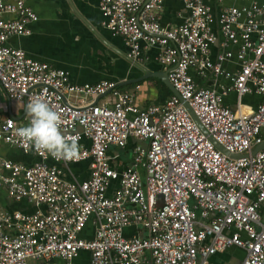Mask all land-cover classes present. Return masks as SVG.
Instances as JSON below:
<instances>
[{
    "label": "built area",
    "instance_id": "2783aa9c",
    "mask_svg": "<svg viewBox=\"0 0 264 264\" xmlns=\"http://www.w3.org/2000/svg\"><path fill=\"white\" fill-rule=\"evenodd\" d=\"M163 1L99 3L102 26L122 36L132 63L143 48H160L177 91L140 108L114 81L74 83L65 69L11 46L9 37L29 34L38 17L26 0H0L2 89L26 108L43 95L60 113L62 133L81 146L71 162L25 149L13 133L29 117L0 118V141L37 157L29 165L0 158V187L36 206L0 209V264H71L81 250L91 264H218L211 256L232 246L244 250L239 264H264V147L252 152L264 144V2L235 0L214 16L205 0H182L187 14L171 26L160 22ZM213 22L222 36L215 59ZM105 93L112 102L93 101ZM230 93L233 104L225 102ZM250 93L261 96L255 106L242 102ZM129 138L131 163L116 168L107 149ZM85 160L83 180L67 179L57 166ZM87 222L91 238L80 235ZM129 226L135 230L127 235Z\"/></svg>",
    "mask_w": 264,
    "mask_h": 264
},
{
    "label": "crops",
    "instance_id": "0c3cea01",
    "mask_svg": "<svg viewBox=\"0 0 264 264\" xmlns=\"http://www.w3.org/2000/svg\"><path fill=\"white\" fill-rule=\"evenodd\" d=\"M211 6L214 16L224 5L239 4L235 0H205ZM264 2V0H256ZM26 3L37 14V20L30 21L27 26L30 33L9 37L8 43L23 49L32 58L45 61L56 68L65 69L72 82L98 83L102 80L114 81L120 91L131 92L135 96V103L140 108L152 104H162L173 94L171 89L161 79L159 74L165 71L158 60L160 48L148 46L142 50V60L132 63L126 53L127 46L121 35L112 33L101 24L102 15L99 7L100 0H26ZM187 14L182 0H164L160 12V22L163 25L175 26L182 22ZM212 29L216 35V42L212 46L211 58L215 59L216 51L222 36L218 24L213 22ZM230 67L228 63H223ZM197 81L205 82L204 78L195 77ZM208 82V81H206ZM171 92V94H170ZM235 93L225 97V102L233 104ZM261 96L250 93L242 96V102L255 106ZM94 102H112L109 93L102 94ZM11 116L17 123L26 122V104L22 101L10 100L0 85V118ZM84 145L89 141L82 139ZM132 138L128 139L125 147L109 146L108 155L111 164L116 168L131 163V149L134 145ZM145 146V144H143ZM0 158H7L16 162L31 164L37 160L33 153H24L21 149L0 141ZM49 163H54L48 159ZM67 179L83 180L88 177V161L74 162L64 165L57 163ZM143 174V170H141ZM116 182L113 186L116 187ZM45 210L44 205H40ZM0 209L32 212L36 206L27 201H14L0 187ZM135 226L125 228V234L130 235ZM86 238L93 237V225L87 222L80 233ZM244 256V250L239 247H229L211 256V260L218 264H239ZM61 264V260H56ZM71 264H91L90 254L81 250L71 260Z\"/></svg>",
    "mask_w": 264,
    "mask_h": 264
},
{
    "label": "clouds",
    "instance_id": "9594fccd",
    "mask_svg": "<svg viewBox=\"0 0 264 264\" xmlns=\"http://www.w3.org/2000/svg\"><path fill=\"white\" fill-rule=\"evenodd\" d=\"M29 117L27 126L14 130V136L20 138L25 149L33 148L37 153H47L54 159L76 161L81 146L76 136H65L61 130V116L56 108L41 96L32 98L27 104Z\"/></svg>",
    "mask_w": 264,
    "mask_h": 264
},
{
    "label": "water",
    "instance_id": "95a60500",
    "mask_svg": "<svg viewBox=\"0 0 264 264\" xmlns=\"http://www.w3.org/2000/svg\"><path fill=\"white\" fill-rule=\"evenodd\" d=\"M159 76L161 77V79L165 82V84L171 89V91L174 93V94H177V91L176 89L171 85V83L169 82L168 78H167V73L166 71H162L161 74H159ZM184 104L187 106V108L189 109L191 115L193 116L194 120L199 124V126L201 127L200 125V122L198 121L196 115L193 113V111L191 110V108L188 106V104L186 102H184ZM201 129L203 130V128L201 127ZM204 131V130H203ZM218 148H220L222 151L226 152L227 151L223 148H221L219 145H217ZM261 147H264V144H261L257 147H255V149L252 150V152H255L257 149L261 148Z\"/></svg>",
    "mask_w": 264,
    "mask_h": 264
},
{
    "label": "trees",
    "instance_id": "16d2710c",
    "mask_svg": "<svg viewBox=\"0 0 264 264\" xmlns=\"http://www.w3.org/2000/svg\"><path fill=\"white\" fill-rule=\"evenodd\" d=\"M170 94H171V92H170Z\"/></svg>",
    "mask_w": 264,
    "mask_h": 264
}]
</instances>
